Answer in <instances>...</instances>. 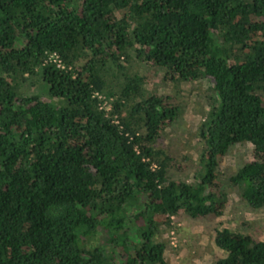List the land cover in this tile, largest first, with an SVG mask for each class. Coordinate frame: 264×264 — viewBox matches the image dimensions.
Wrapping results in <instances>:
<instances>
[{
    "label": "trees",
    "instance_id": "trees-1",
    "mask_svg": "<svg viewBox=\"0 0 264 264\" xmlns=\"http://www.w3.org/2000/svg\"><path fill=\"white\" fill-rule=\"evenodd\" d=\"M130 56L212 91L187 178L161 145L180 97L149 90ZM241 142L227 185L260 208L264 0H0V264H168L171 216L222 213ZM211 244L205 264H264L247 232L215 228Z\"/></svg>",
    "mask_w": 264,
    "mask_h": 264
},
{
    "label": "rangeland",
    "instance_id": "rangeland-1",
    "mask_svg": "<svg viewBox=\"0 0 264 264\" xmlns=\"http://www.w3.org/2000/svg\"><path fill=\"white\" fill-rule=\"evenodd\" d=\"M128 63L131 70L142 71L145 86L151 91L176 92L181 100L179 116L165 129L161 145L165 146L175 159H181L186 167L182 171L170 168L173 177L187 178V174L196 165L199 143L195 141L194 129L207 109V102L212 91L205 81L167 83L161 78V72L143 61L130 56ZM107 107L106 102H102ZM249 157V144L241 142L230 146L221 164L224 178L221 187L226 191V205L217 216L191 219L184 213L172 215L169 227L161 233L160 238L166 242L164 250L168 264H205L218 251L211 244L213 229L226 226L230 230L247 232L253 237L264 240V206L250 208L239 198L236 191L227 185L230 176L241 162ZM182 160V159H181Z\"/></svg>",
    "mask_w": 264,
    "mask_h": 264
},
{
    "label": "built area",
    "instance_id": "built-area-1",
    "mask_svg": "<svg viewBox=\"0 0 264 264\" xmlns=\"http://www.w3.org/2000/svg\"><path fill=\"white\" fill-rule=\"evenodd\" d=\"M55 61H56V65H60V63H59V61L57 59ZM96 96L102 99L101 102H100L101 106H103L102 102H106L107 103V101H106L107 99H105L101 94L97 93Z\"/></svg>",
    "mask_w": 264,
    "mask_h": 264
}]
</instances>
